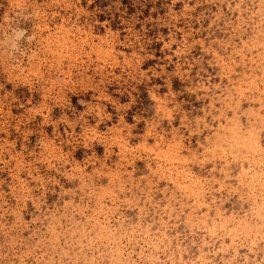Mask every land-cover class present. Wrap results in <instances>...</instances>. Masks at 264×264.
<instances>
[{
  "label": "rangeland",
  "instance_id": "rangeland-1",
  "mask_svg": "<svg viewBox=\"0 0 264 264\" xmlns=\"http://www.w3.org/2000/svg\"><path fill=\"white\" fill-rule=\"evenodd\" d=\"M0 264H264V0H0Z\"/></svg>",
  "mask_w": 264,
  "mask_h": 264
}]
</instances>
